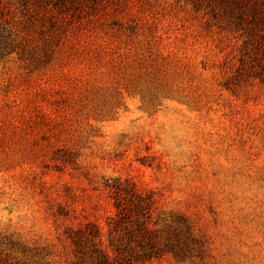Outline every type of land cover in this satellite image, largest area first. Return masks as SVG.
I'll list each match as a JSON object with an SVG mask.
<instances>
[{"label":"rangeland","instance_id":"374dc122","mask_svg":"<svg viewBox=\"0 0 264 264\" xmlns=\"http://www.w3.org/2000/svg\"><path fill=\"white\" fill-rule=\"evenodd\" d=\"M0 264H264V0H1Z\"/></svg>","mask_w":264,"mask_h":264},{"label":"trees","instance_id":"16d2710c","mask_svg":"<svg viewBox=\"0 0 264 264\" xmlns=\"http://www.w3.org/2000/svg\"><path fill=\"white\" fill-rule=\"evenodd\" d=\"M0 3H1V0H0Z\"/></svg>","mask_w":264,"mask_h":264}]
</instances>
